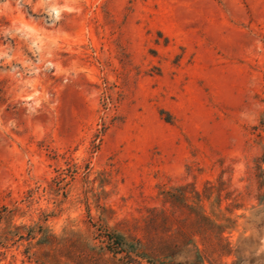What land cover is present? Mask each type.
Here are the masks:
<instances>
[{
	"label": "rangeland",
	"instance_id": "rangeland-1",
	"mask_svg": "<svg viewBox=\"0 0 264 264\" xmlns=\"http://www.w3.org/2000/svg\"><path fill=\"white\" fill-rule=\"evenodd\" d=\"M263 152L264 0H0V264H264Z\"/></svg>",
	"mask_w": 264,
	"mask_h": 264
},
{
	"label": "trees",
	"instance_id": "trees-1",
	"mask_svg": "<svg viewBox=\"0 0 264 264\" xmlns=\"http://www.w3.org/2000/svg\"><path fill=\"white\" fill-rule=\"evenodd\" d=\"M261 161L264 163V152H263ZM114 235H115L114 236L115 238L113 239V242L115 243L116 247H118L120 250L124 249L125 246L131 249V243H128L125 240L124 236H122L121 234H114ZM197 255L198 257H200V255L198 254V251H197Z\"/></svg>",
	"mask_w": 264,
	"mask_h": 264
}]
</instances>
